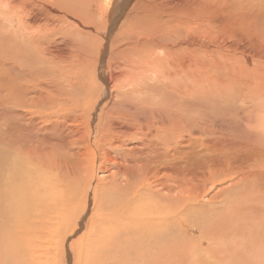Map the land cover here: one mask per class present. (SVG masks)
<instances>
[{
	"label": "rangeland",
	"instance_id": "374dc122",
	"mask_svg": "<svg viewBox=\"0 0 264 264\" xmlns=\"http://www.w3.org/2000/svg\"><path fill=\"white\" fill-rule=\"evenodd\" d=\"M10 1L16 2L17 5L18 0ZM21 1L25 2L26 9L31 7L30 12L28 10V15H26L29 17V19L27 17V21L35 16L45 18V16H41L43 9L37 6L41 4L44 9L49 10V16L55 15L53 17L59 19V15L60 17L65 15L57 10L52 11L55 7L48 1H43L44 4L38 0H19V3ZM119 1L117 0L116 3ZM121 1L115 4L113 10L111 8L109 17L101 20H99L98 10L94 8L90 10L91 14L90 11H86V18L79 16V19H76L75 14L70 10L58 8L65 10L68 16L65 15L67 20L64 22L63 32L60 31L59 36L56 35L50 46L55 50L69 52L70 46H78L79 43V36H77L78 40L71 44L73 40L71 30L77 28L81 31L84 47L82 49L85 50L82 51L83 53H79L81 56L92 55L87 57L92 66L86 70V77L83 78L97 82V85L92 86L93 90L90 94L86 96L80 85L75 82L77 79L72 75V73L77 75L75 71L64 72L65 79L61 76L62 71L52 72L47 76L43 75L44 71L57 69L52 65H42L35 61L31 47L33 39H31L32 36L29 35L28 29H25V35L19 31L20 27L17 30L19 18L13 16L17 12L11 16L10 14H0V103L7 101L0 104V150L4 153L1 152L2 155H5V161L11 160V162H7L9 167H3L1 176L0 264H264V191L260 192L259 190H264V182L258 183L257 180L261 177L257 170L251 169L256 167L255 161L264 158V141L263 146L256 144V151L251 162L244 165L251 164V167H247L246 171L242 168L243 170H237L233 173L234 175H231L235 178L238 175L234 182L239 189L234 194L219 195L215 200H212L216 194L231 184L227 179L224 180L225 183H221V177L212 183H203L204 178L217 172L211 168L198 171L192 187L197 184L204 186L205 193L203 194H208L196 200L197 205L201 207L196 209L187 207L185 214L189 218L183 213L177 212L179 215L174 214L176 219H170L168 225H166V220L162 226L160 225L161 228L167 230L162 239L148 234L150 226L142 220L149 218L161 204L149 202L151 197L145 194L136 196L139 183L132 172L127 171L129 162L121 164L116 153L121 151L130 153L133 149L134 155L140 151L149 154L150 150L144 151L143 149H148L147 145L151 144L152 138L149 134L145 136L141 134L146 123L155 127V136H157L158 132L161 134L162 128L177 127L178 115L176 116L171 110L145 104L144 97L153 96L157 99L161 96L162 91L152 95L143 86L139 87L136 92L134 91L135 93L129 92L123 105L117 106V87L121 81L116 79L118 75L115 71L116 68L111 66L114 61H109V58L113 41L119 39L117 38V29L126 16L125 12L120 11L121 7L127 3L125 0ZM19 3L18 9L21 7ZM133 4L132 2L127 5L126 10L129 11ZM183 5L186 8H193L196 12L195 37L197 43L201 41V32L205 31L202 19L209 18L205 22L216 27L210 29L206 24L205 48L197 47L195 50L202 61H206L212 54L213 39H219L217 40L220 42L218 45H232L236 51L229 49L233 50L229 51L230 55L241 57L254 55L253 58L248 59V63H245L246 59L243 62L240 60L241 70L240 68L239 70L228 68L224 70L225 67L215 69L212 73L214 79L211 87L208 88L210 93L208 96L200 97L199 100L202 101L197 100L194 106L195 122L202 129V138L199 137L196 155L204 157L215 155L228 162V153L218 151L223 139L228 138L229 146L227 148L232 149L239 144L242 152L236 158L238 160L245 158L248 150L244 142L252 138L261 141L264 139V0H183ZM221 5L224 8H220ZM104 8L107 9V7ZM50 11L52 12L50 13ZM92 11L94 12L92 13ZM137 11L140 12V9ZM99 12L103 13L102 9ZM52 13L53 15H51ZM231 13L232 16H230ZM180 14L183 12L181 11ZM219 15L223 17H221L222 21ZM72 16L76 22L70 19ZM225 17L230 20L227 25L223 20ZM105 23L111 24V28ZM112 23H114L113 27ZM222 29L225 31H221ZM227 31L229 32L227 33ZM216 32L218 33L216 34ZM245 37L247 39H244ZM124 38L125 36L122 35L121 40ZM86 44L92 48L87 47ZM62 46L64 47L59 49ZM116 48L118 47L116 46ZM116 51L117 49L114 50V53ZM245 52L246 54H244ZM213 54L217 56L216 53ZM97 56L104 57L103 64L97 60ZM15 58L17 60L14 62ZM25 62H27L26 65ZM33 63L39 66L38 69L31 70L30 73L21 76V68ZM215 64L217 65V63ZM93 73L95 79L92 76ZM51 74L53 77L50 76ZM80 77L81 75L77 78ZM107 78H110L111 83L116 81L112 84L115 88H112L110 82L108 84L105 82ZM127 79L129 78L125 75L123 81ZM49 85L54 87L50 88ZM213 86L215 87L214 91L212 90ZM83 88L85 92L87 88ZM129 89L132 90V87ZM199 90H204V87L199 86ZM137 92L142 95L137 97ZM241 95L247 97L244 102L241 100ZM44 97H48L45 112L35 102ZM253 97L256 99L255 102ZM93 99L96 102L92 105L91 110L87 111L83 108V104L90 105ZM99 116L101 122H106L107 127L103 130H96V132L91 131ZM43 117L51 120L58 127L61 125L64 128H47L44 131L34 129L38 127ZM246 126L252 130L254 128L255 132H249L251 137L246 134ZM75 127L80 128L81 136L73 135L77 133ZM132 127V135H129V129ZM207 128L208 130H206ZM59 133L60 136L57 135ZM76 138H79V141L75 144ZM59 140L67 143L59 145L55 142H59ZM54 142L55 144H53ZM84 145L93 151L92 163L85 162ZM53 146H58L66 152L67 161L58 152L50 150V147ZM103 148L111 152V157H114L122 168L108 162L104 163L99 158ZM32 150L39 151L34 154L33 162L25 154ZM49 160L62 162L60 164L61 178L55 176L53 179L52 174L45 171ZM262 162L264 163V159ZM208 163L210 162L203 164ZM233 163L239 164V162ZM16 172L19 176L17 185L12 178ZM244 172H254L252 176L259 178L242 179ZM149 174L154 175L155 171H151ZM240 178L242 181L237 184L241 180ZM170 184L169 181L165 182L166 186ZM6 185H12L11 188L6 189L8 193L12 192L7 196L14 193L16 196L19 195V201L22 202L20 219L19 205L4 196ZM14 189L15 191H13ZM251 193L254 194V197ZM73 195L72 199H77L67 203V205L70 204V209L63 211L65 208L63 199ZM161 196L166 198L165 193H162ZM78 201L82 202L83 207ZM211 201L213 203L209 205ZM71 204H73L72 207ZM164 206L168 207L165 204ZM232 206L236 208L237 215L235 212L233 213L232 209L230 210L232 213L226 210V207L231 208ZM246 211L248 214L245 213ZM180 220L185 221L186 224H181ZM172 223H174V231ZM194 223L201 225L197 226L200 230L203 229L199 231L193 225ZM136 229L140 231V237H136ZM251 233L255 234L257 238L259 236V242L257 241L253 245L247 241L248 239L245 240L249 236L254 237ZM261 249L263 251L261 256L255 257L256 252H260ZM213 250L215 253L212 252ZM218 250L219 253L221 252L220 254Z\"/></svg>",
	"mask_w": 264,
	"mask_h": 264
},
{
	"label": "bare ground",
	"instance_id": "6f19581e",
	"mask_svg": "<svg viewBox=\"0 0 264 264\" xmlns=\"http://www.w3.org/2000/svg\"><path fill=\"white\" fill-rule=\"evenodd\" d=\"M6 1H8V2H6ZM43 1H48L49 3H51L55 7L52 11L57 10L60 13L65 14L66 17L68 16V14L65 12V10H70L71 13L75 14L74 16H76V19H79L80 18L79 16H83L86 18L87 17L85 15L86 11H90L92 8H94V9L98 10L99 20H101V19H106L107 17H109V15H111L110 14L111 8L113 10V8H115V4H118L121 0L118 3H116L117 0H38V2H40V3L41 2L43 3ZM217 1H219V0H217ZM34 2H36V1H34ZM121 2H123V1H121ZM132 2L134 4L131 7V9L129 11L126 10L127 5H129ZM18 3H19V0L17 2V5H18ZM125 3H127V4H125L122 7L120 6L121 7L120 12H122V13L125 12L126 16L124 18V21L121 23V25H119V27L117 29L118 30L117 31V38H119V39L117 41H113L114 44L112 46L111 55L109 58V61L110 60L114 61V63L112 65L111 64L110 65L114 66L116 68L115 71L118 74L116 79L121 81V83L117 87V106L120 107L123 105V102L126 99L127 94L129 92L135 93L139 87L143 86L144 88H146L147 92L151 93L152 95L156 94L160 90L162 91L161 96L157 99H155L153 96L144 97L145 104L150 105V106L160 107V108L165 109V110H171L174 114H176V116L178 115V118H177L178 126L175 128H162L161 134H160V132H158L157 136H155V131H156L155 127L146 123V126L143 128L141 134L144 136L149 134L152 138L151 139L152 145L149 143L147 145L148 149H143L144 151L150 150L149 154L144 153L143 151H140L136 155H134L135 151L133 149L130 153H127L124 151H121L120 153L114 152L118 156L119 162L121 164H125V163L129 162L127 171L132 172V175L135 176L136 181L139 183V185H138L139 188L136 192V196L145 194V195H148L151 197V199L148 200L149 202L154 203V204H161V206L157 207V210H155L154 212L151 213V216L149 218H143L142 221L149 224L150 229L148 231V234L150 236H153V237L156 236V237H159L162 239V237L164 236V234L166 233L167 230L161 228L160 225L162 226L166 220H167L166 225H168V223H170L169 220L170 219L175 220L176 215H179L180 213H183L186 217H188L185 214L186 208L192 207V209H196L198 207H201V206L197 205L196 200H198L203 195H206V196L208 195V194H203V193H205V187L204 186H200L197 184V185L192 187L193 181H195V176H196L198 171H204L207 168H211L217 172L215 174H210L208 177L204 178L202 181L203 183L206 182L207 184H209V183H212L213 181H216L217 178L220 179V177H221V180L223 181V182L221 181V183H225L224 180L227 179L231 184V186H228L227 188L222 189L218 194H216L212 198V200H215L216 197L219 195H225V194L229 195L232 193L234 194V192L239 189V187L234 182L237 179L238 175L237 176L235 175L236 178L231 176V175H234L233 173L237 170H243L242 168H244V171H246L248 169L247 167H251V164L248 166H244V165L251 162V159L254 156V152L256 151V144H260L261 146H263L264 139L261 141L260 139H257V138L253 139L252 138L250 140L245 141L244 145L247 147L248 152L246 153L245 158H241L238 160L236 158V156L241 154L242 148L238 144L237 147L232 148V149H228L227 148V146H229L228 138H224L223 143L221 145V148L218 149V151H220L221 153H228V155H229V161L228 162H225L223 160L224 158L219 159V156H215V155H209L208 157L196 155L197 143H198V140L200 139L199 137L202 138V129H201V126H199L195 122L196 120L194 119L195 118L194 117V115H195V113H194L195 102L197 100H199L200 97L208 96V94L210 93V90H208V88L211 87V83L214 79L212 76V73L214 72L215 69L218 70V68H224L225 67L226 69H224V70H227V68L233 69V70H235V69L239 70V68H240V70H241L242 66L240 65V62L241 61L243 62L246 59L245 63H248V59L253 58L254 55L252 57H248V56L247 57H241L238 55L233 56L232 54L230 55L229 51H233V50L236 51L235 48L232 47V45L231 46H229L228 44L218 45L220 42L217 40H219V39H216V40L213 39L212 42H214V43L212 45V54L207 58L206 61H202L201 57L196 53L195 50L197 47L205 48L206 37H207L206 24H207V27L210 29L216 28L213 24L205 22V20L207 21V19H209V18L206 17L205 20L204 19L201 20L205 26V31L201 32V35H202L201 41L199 43H197L196 37H195L196 29H197L196 12L193 8H189V7L186 8L183 5V0H125ZM217 4L220 5V3H217ZM17 5H16V2L14 3L10 0H0V14H10V16H11V15H13V13L17 12V14H19V15H17V14L13 15V16L19 18V24H18L17 30H19V27H20L21 29L19 31L22 32L23 35H25V29H28L29 35L32 36L31 39H33L32 40L33 44L31 45V47L33 48L32 49L33 50L32 56H34L35 61L40 62L42 65H47V66L52 65L57 69V70H52V71H44L42 74L47 76L48 74H50L52 72H61L62 71L61 76L65 79L64 72L75 71L78 76L74 73H72V75L77 79V81H75L76 84L80 85V87L82 88V92H83V94H85V96L90 94V92L93 90L92 86L95 85L97 82H96V80L91 82V80H89L88 78L87 79L83 78L84 76L86 77V70L91 68V66H92V64L90 62H88L89 60H87V57L92 56V55L85 54V55L81 56L79 53V52L83 53L82 51L85 50V49H82L83 43H82V38H81V31L77 28H73L71 30V34L73 35V40H72L71 44L73 42H76L78 40L77 36H79L78 46H74V45L70 46L69 52H66L65 50H64V52L59 51V50H55L54 48H52L50 46V44H51L52 40H55L56 35L59 36L60 31L63 32L62 28L65 25L64 22L67 20L65 18V15L63 17H60V15H59V19L54 18L53 16H55V15H53V13H52L51 15H53V16H49L50 15L49 10L47 9L48 10V14H47V10L44 9L42 4L41 5L36 4L39 8L43 9L42 10L43 14L41 16H45V18H40V17L38 18L36 16L35 17L32 16L33 19L31 18L29 21H27L28 16L26 17V15H28V10L30 12L31 7H29V9L28 8L26 9L24 6L25 5L24 1H21L19 3V5H21V7L19 6L20 7L19 9H18ZM48 6H49V4H48ZM256 6H259V5H256ZM104 7H107V9ZM222 7L223 6L221 5L220 8H222ZM58 8H63L65 10H60ZM32 9H33V7H32ZM101 9H102L103 13L99 12ZM103 9H105V10H103ZM137 9H140V12H138ZM221 10H219V11H221ZM39 11H40V9H39ZM42 11H41V13H42ZM52 11H50V13ZM94 11H92V13ZM181 11L183 12V14H180ZM31 12H32V10H31ZM89 13L91 14V11ZM36 14H37V12H36ZM90 14L88 15V17L90 16ZM93 16H91V17H93ZM219 16H220V20L222 21L223 17L221 15H219ZM230 16H232V13ZM1 17H3V16H1ZM28 19H29V17H28ZM70 19H72V20H74V22H76V19L73 18V16L70 17ZM91 19H93V18H91ZM88 20H89V18H88ZM93 20H96V19L94 18ZM99 20H98V22H99ZM223 20L226 21V23H225L226 25L229 24V23H227L228 21H230V20H228V18L225 17ZM113 24L114 23H112V27H113ZM106 25H108V24H106ZM110 25H108V26H110ZM97 26H98V24H97ZM100 28L102 30V27H100ZM110 28H111V26H110ZM223 29H224V27H223ZM223 29L221 31H225ZM263 30H264V28H263ZM113 31H112V33H113ZM228 32L229 31H227V33ZM217 33L218 32H216V34ZM221 33H223V32H221ZM122 35L125 36V38L123 40H121ZM15 37L17 38V36H15ZM25 39H26V37H25ZM86 39H88V38H86ZM244 39H247V38L245 37ZM27 40H28V38H27ZM19 42H21V41L19 40ZM90 42H95V41H90ZM14 44H16V43H14ZM116 46L118 48H116ZM29 47H30V45H29ZM63 47L64 46L60 47L59 49H61ZM87 47H90V45H87ZM90 48H92V46ZM237 48H240V47H237ZM116 49H117V51L114 53V50H116ZM229 49H233V50H229ZM241 51H242V49H241ZM90 52H91V50H90ZM213 53H216L217 56L214 55ZM241 54H242V52H241ZM244 54H246V52ZM23 55H25V54L23 53ZM13 60L15 62L17 60V58H15ZM22 60H25V59H22ZM97 60L99 62L101 61L103 64L104 57L102 56V58H101V57L97 56ZM18 63L19 62H17V64ZM26 63L27 62H25V65H26ZM215 63H217V65ZM25 65H24V67H25ZM93 65H94V63H93ZM256 65H257V63H256ZM257 66H259V65H257ZM38 67H39L38 65L33 63V64H31L25 68H21L20 75L23 76L26 73H30L31 70H36V69H38ZM259 67H261V65ZM254 70L257 71V69H255V68H254ZM80 75H81V77L77 78ZM87 75H88V73H87ZM125 75H127L129 79L123 81ZM50 76L53 77L52 74ZM92 76L95 79L94 73ZM105 82L107 84L109 82L111 83L110 78H107L105 80ZM113 83H116V81H114ZM113 83H111V86ZM199 86L204 87V90H199ZM33 87H34V85H33ZM48 87L53 88L54 86L49 85ZM83 87L87 88L85 92H84ZM113 87L115 88V86H112V88ZM129 87H132V90H130ZM212 88H210V89H212ZM108 89H110V88H108ZM105 90H107V89H105ZM212 90L214 91L215 87ZM241 91H243V90H241ZM241 91H240V93H242ZM136 94H137V97L142 95V93H139V92H137ZM258 95L260 96V94H258ZM261 96H263V95H261ZM248 97H251V96H248ZM246 98L247 97H244L241 95L242 102H244ZM100 99H102V98H100ZM255 100L256 99L253 97L254 102H255ZM199 101H202V100H199ZM6 102L7 101H3L1 103H6ZM35 102L38 103L39 106L43 108L44 112L46 111V107H47L46 103H48V97H44L43 99L37 100ZM95 102L96 101H94V99H93V102L90 105L83 104V108H85L87 111H89L93 108L92 105H94ZM198 108H200V107H198ZM247 113H248V111H247ZM40 117H42V116H40ZM97 118H98L97 123L93 124L91 131L93 130L96 132V130H103L107 127L106 122H101L100 116ZM192 119H194V120H192ZM47 128H51V129L52 128H61V129H63L64 127L61 125L58 127L57 124H53V122L51 120L46 119V117H43V120L39 123L38 127H35L34 129H36L38 131H44V129H47ZM75 129H76L77 133L73 134V135L81 136V133H79L80 128L75 127ZM132 129H133V127L131 129H129V132H128L129 135H132ZM198 130H199V132L197 133ZM206 130H208V128ZM253 130H254V128H253ZM253 130L249 126H246V130H245L247 132L246 134H249L250 137H251V133H249V132H255ZM121 131H123V130H121ZM0 135H1V130H0ZM57 135L60 136V133ZM20 140H21V138H20ZM22 141H23L22 143H24V145H25L24 140H22ZM77 141H79V138H76L74 140V143L76 144ZM55 142L59 145H64L65 143H67V142H64L62 140H59V142L58 141H55ZM55 142L53 144H55ZM152 146H157V147H152ZM123 148H125V146H123ZM50 150L58 152V154L61 155V157L64 160L67 161V159L65 158L66 152L62 148H60L58 146H53V147H50ZM1 152L2 151L0 150V186L2 185V181H1V176H2V171H3L2 169L4 166H5V168L9 167V164H7V162L8 161L11 162V160L5 161V159H6L5 155H2L3 152L2 153ZM37 153H39L38 150H32V151L26 152L25 154L27 155L28 159L31 162H33L34 161V154H37ZM83 153L86 154L85 162L86 163H92L93 151H91L88 148V146L84 145L83 146ZM107 153H108V156H106ZM110 153L111 152H108L106 150V148H103L100 155H99V158H101L104 163L108 162L110 164L117 166L118 168H122L121 165H119L117 163L116 159L114 157H111ZM130 154H131V156H130ZM19 157L21 158V155H19ZM96 157H97V155H96ZM263 159L264 158H261V159L255 161L256 167L251 168V169L257 170V173L260 175L261 179L258 176H252V174H254V172H248V173L244 172V176H243V178L242 177L241 178L242 179L259 178V180H257L258 183L264 182V163L262 162ZM226 160H228V159H226ZM206 162H210V163L203 164ZM233 162H239V164L236 165ZM60 164H62V162H60L58 160H49L47 162V167L45 168V171L48 174L51 173L53 179L55 176H57L58 178H61ZM183 164H185V165H183ZM200 165H202V166H200ZM88 166H91V165H88ZM131 168H132V170H131ZM151 171H155V174L154 175L149 174V173H151ZM48 174H47V176H48ZM255 174H256V171H255ZM46 177L44 178L45 180H46ZM12 178L14 180V183L17 185V182L19 180L18 173L17 172L14 173L12 175ZM242 179L239 180L237 182V184H240V181H242ZM166 181L171 182V184L166 186L165 185ZM218 182H220V181H218ZM8 187L11 188L12 185H6L5 186L4 196H7L10 193H12V192L8 193L6 191V189H9ZM259 190H260V192L264 191L261 189H259ZM13 191H15V189ZM227 191H230V192H227ZM73 193H75V192H73ZM162 193H165L166 198L161 196ZM243 193H245V192H243ZM251 195H252V193H251ZM7 197H8V199L15 201L16 205H19V219H20L22 202L19 201V195L16 196L13 193V195H10ZM73 197H74V195L71 197H68L67 199L66 198L63 199V206L65 207L63 209V211L70 209V204L67 205V203H71L77 199L76 198L75 200H73L72 199ZM229 197H227V198H229ZM225 200H227V199H225ZM249 201H251V200H249ZM165 202H167V203H165ZM223 202H225V201H223ZM78 203H80V202L78 201ZM78 203H76L77 206H78ZM210 203L211 204H209V205H212L213 201H211ZM253 203H254V201H253ZM73 204H75V203H73ZM73 204H71V207L73 206ZM81 204H82V202L80 203V206L83 205V204L82 205ZM164 204L168 205V207L164 206ZM207 204H208V202H207ZM254 204H256V202ZM215 205H217V204H215ZM245 205L247 206V204H245ZM234 206H232L231 208L226 207V210L230 213H232V211H233V213H234L236 211L235 210L236 208H234ZM238 206H239V204H238ZM231 209H232V211H230ZM246 209H247V207H246ZM1 211H4V210H1ZM253 211H252V213H253ZM263 211H264V209H263ZM177 212H179V214ZM230 213H229V215H230ZM245 213L248 214V211H246ZM174 214H176V215H174ZM235 214L237 215L238 212H235ZM70 215H72V214H70ZM182 215H181V218H182ZM72 216H69V217H72ZM231 216H232V214H231ZM183 218H185V217L183 216ZM64 220H66V219H64ZM188 221H187V223H188ZM210 221H211V219H210ZM180 222H181V224L182 223L186 224V222L183 220H180ZM208 222H209V220H208ZM195 223L193 224V225H195V227L201 226V225H198ZM172 225H173V228H172V230H173L174 229V223H172L171 226ZM191 227H192V225H191ZM4 228H5V226H4ZM74 228H75V226L73 227V229ZM176 228H177V226H176ZM194 229H196V228H194ZM202 229L203 228H201V230ZM201 230L199 229V231H201ZM173 234H175V233H173ZM135 235H136V237L141 236V233L138 229H136ZM252 235L254 236L253 238L249 236L245 239V240L248 239L247 241H249V243L251 245H253V243L256 244L257 241L259 242V240H258L259 236L257 238L255 234H252ZM151 246L154 247L153 245H151ZM259 247H261V245H259ZM251 251H252V249H251ZM212 252L215 253V250H213ZM262 252L263 251L261 249V251L256 252V254L254 256L260 257ZM218 253H219V250H218ZM216 255H214V256H216ZM211 256H213V255H211ZM220 256H222V255H220Z\"/></svg>",
	"mask_w": 264,
	"mask_h": 264
}]
</instances>
